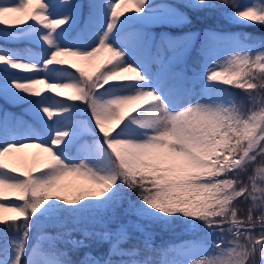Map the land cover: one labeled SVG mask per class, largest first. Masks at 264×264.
Returning a JSON list of instances; mask_svg holds the SVG:
<instances>
[{
  "label": "snow or ice",
  "instance_id": "obj_1",
  "mask_svg": "<svg viewBox=\"0 0 264 264\" xmlns=\"http://www.w3.org/2000/svg\"><path fill=\"white\" fill-rule=\"evenodd\" d=\"M215 14L264 28V0H0V264H264V35L190 27Z\"/></svg>",
  "mask_w": 264,
  "mask_h": 264
},
{
  "label": "trees",
  "instance_id": "obj_2",
  "mask_svg": "<svg viewBox=\"0 0 264 264\" xmlns=\"http://www.w3.org/2000/svg\"><path fill=\"white\" fill-rule=\"evenodd\" d=\"M244 1L246 0H236V2L238 4H242ZM230 11V10H229ZM192 27L194 30L196 29H202L204 27H215V28H219V29H224V30H239L240 33L241 32H247V33H252L254 34V36L256 38H259L261 35H264V28L261 27H257V26H240V25H234V24H229L225 19L224 16L220 15V14H215V15H211L208 18H196L193 19L192 25L190 26ZM24 45H21V47H23ZM198 70H201L200 68H198ZM237 95L239 96L240 93L237 92ZM8 107L9 110L14 111L17 114H21L22 113V109L26 107V105H20L19 107H12V106H6ZM26 119H29V117H25ZM259 166V157L257 160V164L253 165V168ZM250 172L252 171V169L249 170ZM134 196V194H133ZM4 235H7V237L12 238L16 235V233L14 232H4V229L2 227H0V245H2L4 243ZM190 237L188 235H186L185 233H183L181 231L180 228H176L175 230H160L157 229L156 230V235H155V244L156 245H165L168 244L171 241H175L177 239H180L182 237Z\"/></svg>",
  "mask_w": 264,
  "mask_h": 264
},
{
  "label": "rangeland",
  "instance_id": "obj_3",
  "mask_svg": "<svg viewBox=\"0 0 264 264\" xmlns=\"http://www.w3.org/2000/svg\"><path fill=\"white\" fill-rule=\"evenodd\" d=\"M254 2H256V0H246V1H244L242 4H252V3H254ZM238 25V24H237ZM212 28H214V29H217V30H221V31H224L223 29H219V28H215V27H212ZM229 31H231V32H235V33H237V34H239L240 32L239 31H237V30H229ZM228 54V52L226 51V50H222L221 51V53L219 54V58L220 59H223L226 55ZM199 71H203V69H201V70H199ZM63 91H65L66 93H69V94H71V90L70 89H65V90H63ZM11 113H14V112H12V111H10ZM26 119V118H25ZM27 153H29V154H31V153H34V152H36L37 150L36 149H26L25 150ZM194 238L193 237H182V238H180V239H177V240H175V241H171V242H169L167 245H178V244H180L182 241H189V242H191L192 240H193ZM166 245V246H167Z\"/></svg>",
  "mask_w": 264,
  "mask_h": 264
}]
</instances>
